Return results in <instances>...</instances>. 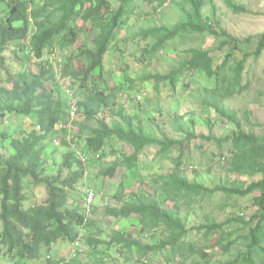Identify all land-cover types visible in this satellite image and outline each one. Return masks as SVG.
Wrapping results in <instances>:
<instances>
[{
	"label": "trees",
	"instance_id": "obj_1",
	"mask_svg": "<svg viewBox=\"0 0 264 264\" xmlns=\"http://www.w3.org/2000/svg\"><path fill=\"white\" fill-rule=\"evenodd\" d=\"M31 1L0 0V4L6 5L5 17L0 20V69L6 76L5 82L0 81V117L11 120L14 126L0 131V257L11 264H81L78 259L53 257V247L60 241L74 243L83 227L94 228L93 221L89 219L84 225L80 210L69 206V195L84 185L85 173L79 168L67 134L54 130L56 124L67 120L66 104L58 85L49 88L48 84L55 79L54 69L43 59L51 53L54 38L63 35L76 39L70 19L78 17L95 32L92 47L83 43L72 50L74 44L70 39L63 40L58 47L64 51L60 77L76 86L79 114L85 121L95 123L91 129L81 130L82 151L85 154L101 151L112 140L125 144L130 153L121 157L117 154L102 174L113 177L123 165L125 169H135L137 178L138 159L145 148L157 147L154 156L160 158H170L172 151H178L170 172L155 177L160 183L152 186V195L142 188L126 199L117 195L121 205L107 210V215L116 219L139 217L136 228L139 233H149L152 241L143 245L120 231H112L106 241L101 239V232L89 231L84 235L86 247L91 250L88 264H108L107 253L117 247L129 257L138 255L141 264H146L142 259L148 254L155 253L165 264H175L176 260L185 264L189 259L194 260L193 264H210L207 249L219 250L223 264H264V130L258 134L245 130L237 111L228 106L245 88L242 75L248 60L257 61L264 51V33L259 35L253 52L244 50L243 41L227 33L216 20L212 0H118L115 9L109 0H43L40 7L30 8ZM137 1L153 5L154 12L171 5L178 14L172 23L157 25L152 20L150 26L140 28L137 36L152 40L150 49L141 51L143 59L153 57L175 39L190 35L213 38L212 49L190 48L177 69L163 75L147 72L139 77L140 81L157 92L163 83L176 90L190 70L195 79L192 83L202 92L198 99L202 108L232 124L233 131L218 139L198 137L189 129L177 140L157 136L146 130L139 117L118 104L122 86L105 90L96 84L103 57L119 37L118 33L126 30L131 18L140 12ZM222 2L233 13H248L234 0ZM212 51H217L221 59L217 60ZM76 63L82 67L76 68ZM105 112L117 121L107 123L100 118ZM245 120L248 121L247 116ZM55 138L60 139L66 151L58 165L47 166L54 154V149L48 147ZM197 138L214 141L219 147L227 144L230 158L226 175L243 176L250 181L228 185L219 180L208 186L204 179L198 182L185 176L181 156L185 146ZM94 162L99 161L88 164ZM209 174L204 177L211 179ZM257 176L260 178L252 180ZM35 188H44L46 198L40 204L30 205L29 194L33 195ZM124 190L122 186L121 192ZM215 194L236 199L253 195L255 211L247 220L236 216L218 221L207 213L202 219L194 218L189 225L191 216L198 213L196 206H201L197 203H204ZM168 202L173 203L172 207H166ZM192 234L202 237L207 247L197 251L188 239Z\"/></svg>",
	"mask_w": 264,
	"mask_h": 264
},
{
	"label": "rangeland",
	"instance_id": "obj_2",
	"mask_svg": "<svg viewBox=\"0 0 264 264\" xmlns=\"http://www.w3.org/2000/svg\"><path fill=\"white\" fill-rule=\"evenodd\" d=\"M109 1L112 9L118 6V0ZM234 1L243 5L248 13H233L225 7L222 0H212L211 2L216 9V20L227 33L243 41L244 45L241 47L244 50L253 52L259 35L264 33V0ZM42 3L43 0H32L30 8L33 5L40 7ZM137 4L140 5V12L131 18L126 30L118 33L119 37L103 57L102 71L99 76L95 77L96 84L105 90L117 85L122 86L123 90L119 96L118 104L127 113L139 117L146 130L153 132L157 136L165 135L172 140H177L189 129L198 137L212 136L218 139L233 131L234 127L232 124L202 108L198 102L202 92L197 90L195 84L192 83L195 79L190 76V70L182 78L183 85L179 84L176 90H172L169 85L163 83L157 92L147 82L140 81L139 77L146 75L147 72L163 75L167 74L171 69H177L179 63L187 57V51L190 48H210L213 38L210 36L190 35L180 40L175 39L167 43L153 57L145 56V59H143L141 51L142 49L149 50L152 40L151 38L144 40L137 36L140 28H147L152 20L157 25L172 23L178 18V14L172 11L171 5H166L163 9L154 12L151 4H146L144 1H137ZM5 10L6 5L0 4V20L5 17ZM205 14L208 15L207 12ZM70 23L77 35L76 39L65 38L63 35L54 38L53 48L51 53L47 54L48 56L62 54L64 57V51L59 50L58 45L65 39H70L73 42L72 50L80 47L83 43L92 47V39L95 32L90 30L89 25L78 17H72ZM211 53L217 60L221 59V55L217 51H212ZM51 63H53V60H51ZM52 67L55 79L53 83L48 84L49 88L58 85L62 98H64L62 92L64 87L70 86L76 91V86L70 85L67 79L60 77L59 67H56V65H52ZM81 67L80 63H76V68L80 69ZM62 69L63 66L60 70ZM5 80L6 76L0 69V81L5 82ZM242 84L245 87L242 94L235 95L228 102V106L237 111V115L242 121L245 130H251L256 134L261 133L264 130V51L261 52L257 61L248 60L242 75ZM245 111L248 113L246 114ZM246 116L248 121L245 120ZM66 118L68 120L67 111ZM100 118H104L107 123L117 121V118L111 116L108 112L100 114ZM12 123L11 120L0 119V131L7 130ZM94 126V121H85L82 113H80L77 121L73 123L71 134L66 138L70 143L69 145H71L70 148H72L71 137H73L72 142L78 144L79 148H81L82 143L79 139L81 130L91 129ZM48 149H54V154L49 159L47 166L52 163L55 166L58 165L66 150L61 144L59 146L51 144ZM156 151L157 147L144 149L143 154L138 159L139 178L135 175H128L123 165L116 169L113 177L102 174L114 161L117 154L121 157L122 154L127 155L130 153L125 144L115 140L110 141L103 150L98 151L102 157L98 163L88 164V162L79 166L84 171L86 180L83 186L69 195V206L77 210L81 209L86 186H91L96 192L94 210L90 218L94 222V228L89 230L84 227L82 229L83 235H87L89 231L94 234L101 232V239L107 241L112 231H120L138 239L143 245L152 241L149 233H139L138 228H136L137 226L135 225L139 223V217L132 215L128 219H116L113 216H108L107 210L118 208L121 205V202L116 198L117 195L126 199L130 193H136L140 188L147 195H152V186H156L158 182L155 177L169 173L173 168L174 159L178 156V151H172L170 158H160L154 156ZM181 157L183 158L182 169L184 175L198 182L199 179H204L207 181L208 186H213L219 180L228 185H243L250 181V179L243 176L226 175V168L230 158V149L227 144H221V147H219L214 141H208L205 138L193 139L185 146ZM207 173H210L211 179L204 177ZM259 178L257 176L252 180ZM122 186L125 190L121 192ZM29 197L30 205L42 203L46 198L44 188H35L34 194H29ZM253 197V195H249L236 199L215 194L213 197L205 199L204 203L202 201L197 203V205L201 204V206H196L195 210L198 213L196 216H191L189 225L194 222V218L198 217L199 219L200 217L202 219V216L207 213L212 214L218 221L236 216H242L247 220L255 211ZM172 205V202H168L166 207L170 208ZM196 221L198 223L199 220ZM188 239L194 243L197 251L202 250L204 246L207 247L203 243V238L195 234H192ZM78 245L81 248L79 263L88 264V255L91 250L86 247L85 239L83 238ZM103 247L104 245L98 248ZM71 249L72 244L60 241L53 247L51 255L57 259L69 260ZM206 253L209 255L210 264H223L224 258L219 250L209 251L207 249ZM106 257L108 264H141L138 262V255L129 257L127 252L119 247L112 248ZM142 260L146 264H165L159 253L148 254ZM193 263L194 260L189 259L185 264ZM0 264L11 263L8 259L1 256ZM175 264H179L178 260H176Z\"/></svg>",
	"mask_w": 264,
	"mask_h": 264
},
{
	"label": "built area",
	"instance_id": "obj_3",
	"mask_svg": "<svg viewBox=\"0 0 264 264\" xmlns=\"http://www.w3.org/2000/svg\"><path fill=\"white\" fill-rule=\"evenodd\" d=\"M27 1L29 2L30 0H27ZM63 58L64 57L62 54H60V55L52 54V55H49L48 57H43V59H47L50 63H51V60H53V63H51V64L56 65V67H59L58 72L61 71L60 69L63 66ZM37 62H39V61L37 60ZM62 92H63L64 98H65L68 120L66 122H60V123L56 124L54 126V130L56 132H59V133L65 132V133H67V136L69 137V135L72 132L73 123L75 121H77V117L79 115L78 97L76 95L75 89H73L70 86L64 87ZM72 138L73 137H71L72 148L76 152V155H77V158L79 161V165H83V164H86V163L92 162V161H99L101 159V154L99 152L90 153V154L83 153L80 150L79 145L72 142ZM69 141H70V139H69ZM53 145L59 146L60 140L55 138L53 140ZM84 180H86V175L84 176ZM95 200H96L95 190L91 186H86L85 191H84L83 200H82L81 209H80V212L84 218V225H86V222L89 221V219L91 218V216L93 214ZM83 228H81L79 230L78 234L76 235V240L72 244V249L70 251V259H79L80 258L81 248L78 245V243L80 241H82L84 238L83 230H82Z\"/></svg>",
	"mask_w": 264,
	"mask_h": 264
},
{
	"label": "crops",
	"instance_id": "obj_4",
	"mask_svg": "<svg viewBox=\"0 0 264 264\" xmlns=\"http://www.w3.org/2000/svg\"><path fill=\"white\" fill-rule=\"evenodd\" d=\"M13 127H14V126H13V124H12V125H11L10 127H8L7 129H11V128L13 129ZM81 149H82V146H81ZM140 157H141V156H140ZM125 170H126V172H127L128 175H132V176L135 175V176H136V173H135V171H134L135 169H133V170L125 169Z\"/></svg>",
	"mask_w": 264,
	"mask_h": 264
},
{
	"label": "clouds",
	"instance_id": "obj_5",
	"mask_svg": "<svg viewBox=\"0 0 264 264\" xmlns=\"http://www.w3.org/2000/svg\"><path fill=\"white\" fill-rule=\"evenodd\" d=\"M77 95V94H76ZM78 97V96H77ZM65 100V98H64ZM65 133V132H64ZM67 134V133H66ZM52 144H53V141H52ZM80 150L82 151V149L80 148ZM83 152V151H82ZM84 153V152H83ZM108 153V152H107ZM101 160V159H100ZM93 162V161H92ZM79 232V231H78ZM73 244V243H72Z\"/></svg>",
	"mask_w": 264,
	"mask_h": 264
}]
</instances>
